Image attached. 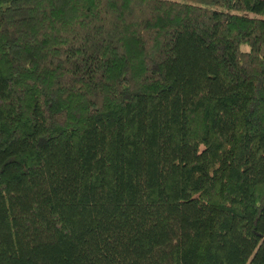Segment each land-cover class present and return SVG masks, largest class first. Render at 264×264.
Instances as JSON below:
<instances>
[{
  "label": "trees",
  "instance_id": "16d2710c",
  "mask_svg": "<svg viewBox=\"0 0 264 264\" xmlns=\"http://www.w3.org/2000/svg\"><path fill=\"white\" fill-rule=\"evenodd\" d=\"M0 264H264V0H0Z\"/></svg>",
  "mask_w": 264,
  "mask_h": 264
}]
</instances>
